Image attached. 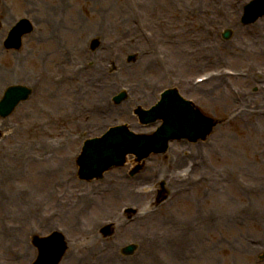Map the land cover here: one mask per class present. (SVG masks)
Masks as SVG:
<instances>
[{
  "label": "rangeland",
  "instance_id": "obj_1",
  "mask_svg": "<svg viewBox=\"0 0 264 264\" xmlns=\"http://www.w3.org/2000/svg\"><path fill=\"white\" fill-rule=\"evenodd\" d=\"M247 1L250 0H209L208 13L210 17L207 21L206 15L200 17L196 15V7L200 0H0V71L3 68L12 69L13 65L17 67V64H20L23 68V74L20 76L23 83H28L29 78L32 79L40 73L52 74L56 65L61 62L66 64L67 60H62L64 56H74L75 50L83 52L79 45L85 49V41L93 33L98 34L100 39L103 38L100 46L103 47V50H97V53H102L105 59L102 66H97L96 70L95 66L90 68L89 73L80 76L81 79L71 83L66 82L57 94L51 93L54 89H50L46 85L42 86L29 99L21 102L17 111L6 118H0V123L3 121L8 124V127L0 128L2 134L0 162L3 153L14 149L17 144L22 142L28 144L29 141L35 139H45L65 133L66 129L57 128L58 130H56L57 125L73 127L74 124H83L86 120H88L87 122L97 121L96 116L89 114H87V118L78 117L79 111L85 112V108L89 107L93 100L100 98L97 97L100 95V92L96 91L100 90L97 86L80 85L89 74L100 72V75L104 73L105 76L110 77V79H104L105 91L112 87L113 83L123 85L125 82L140 81L141 74L127 70L125 61L126 54L130 52L127 45L129 28L132 27L137 31L130 32L131 35H136L134 40L138 44L134 46L135 49L143 47L142 43H139L143 34L137 29L135 23L141 25L143 29L147 30L146 27L152 29L154 39L157 38L158 42L161 38L165 41L167 37L173 41L163 48V52L169 54L166 56L169 58L164 65L161 63L160 66L162 70L171 71L172 75L169 76V79H158V72L154 70L147 74V76H151V81L156 83L155 89L149 92L148 98L136 99L134 94L129 95L124 102L119 104L124 108V113H118L112 117L111 123L126 120L131 125H140L136 117L133 116L132 109L136 105H143L146 108L157 96L158 89L169 86V83L174 80L178 81V85L176 84L178 87H181L182 83L185 86L186 84L190 86L193 77L209 70L231 68L240 71L241 69L252 70L255 67L264 69V58L258 55L255 47V40H257L255 31L259 33L260 43L264 41V16L257 19L255 23L247 25L240 24L238 21L241 5ZM51 6L54 9L56 6L60 7L59 11L61 19H63L62 28L64 31L62 30L59 34V47L44 39L48 32L43 27L34 29L25 35L18 50L2 47L1 41L14 17L27 16L33 21L50 13ZM101 24L105 25L104 33L100 32ZM257 25L259 28L255 29ZM225 28L231 29V36L226 40L221 38V32ZM260 31L262 32L260 33ZM203 34L211 36L206 43L199 41L204 36ZM162 45L159 44L160 47H163ZM166 48H168L167 51ZM113 50H115L116 70L114 73H109V67L106 65L107 56L111 55ZM84 54L76 59L89 57V55L94 56V52ZM138 65L141 66L140 63ZM102 67H104L102 70H98ZM13 75L14 73L9 72L6 79H15ZM235 78L220 88L226 93L225 97L220 96L221 100L214 94L206 99L197 100L198 96L194 95V92L180 90L184 95L194 98L195 100H193L203 113L220 120V123L205 140L192 143L178 141L179 143H175L173 146L176 151L181 147L189 149L196 156V165L191 171L192 186L182 188L181 190L184 191L177 195L169 194L166 190V188L169 190V185L164 179H161L159 186L156 187V179L152 177V174L156 173L154 169H148V174L152 179L143 180V184H146L145 186L149 189L147 195L142 197V201L145 200L144 203L147 207L155 209L166 203L164 211L183 221L196 217L198 213L202 214L204 210L210 214V217L212 213L217 216V220L209 228L208 233H205L206 245L203 246V253L192 259H186L182 264H264V213L256 217L251 212L249 215H243L242 219L238 221L233 220V214L238 210L245 213L254 208L259 213L264 209V118L261 121L253 119L243 112L232 117V114L238 113L237 91L256 93L261 85L258 82L250 84L248 79L238 76ZM246 83L249 85L248 88L244 86ZM1 84L0 81V86ZM70 84L72 87L74 86L75 93L68 95L63 91L69 88ZM105 91L102 93L104 97L109 94L110 88ZM226 100L230 102L228 103ZM233 100H235L234 103ZM134 101H137L136 105H134ZM258 103L259 101L255 99L254 104ZM88 132L90 133V130ZM95 134L94 132L93 135ZM84 135L75 140L67 139L64 146H61L56 152V159L39 160L33 165L23 163L28 167L17 178H7L6 185L0 183L1 191L8 194L22 190L23 194L18 196L19 199L31 202L38 199L43 203L42 213H47L50 209L55 208V205H59L56 201H50V198L52 199L55 195L47 193L48 185L52 180H63L65 186H68L70 190V207L75 209L80 203L88 210L83 212V215L80 213L74 219L69 218L68 212H65L66 209L62 210L60 212H64L67 217L61 214L58 220L51 223L50 229L54 225L65 226L69 232L68 236L90 238L88 241L91 246L96 243L102 244L104 240L109 242L113 236L120 232L122 235L119 239H114L116 243L110 247L109 253L112 255L110 260L113 261L119 257L126 261V264H136L131 261L137 256L138 248L132 255L121 254L120 248L130 242L138 243L137 238L143 232H138L135 234L136 238H133L128 232L122 230L124 222L120 220L114 227L113 235L106 239H102L98 235L93 237L94 235L91 234L95 229L94 226L105 221L104 219H107L112 212L117 213L120 205L125 202L120 193L113 192L111 195L109 192L105 193L104 191L109 185L103 180L108 174L113 175L117 172H120L121 178L125 176L124 180L131 179L135 173H142L144 165L148 166L151 163L157 165L158 161L160 165H164L162 161L166 159L167 155L152 153L148 156L149 158L147 157V160L145 159V164L137 162L132 166L127 164L126 158L122 167L111 168L100 179L81 180L77 176L75 160L80 151L81 142L85 138ZM67 155L70 156V161L65 159ZM194 159H188L191 161V167ZM59 164L63 165L65 170L63 174L67 178L63 177L62 172L46 176V173H50V169L58 168ZM185 166L190 170V166ZM161 182L164 183L163 188ZM98 186L99 192L96 191L101 195L97 199V193L95 194L89 189ZM125 189L124 193L127 197V194L136 190V187L127 186ZM161 189H164V192H162V196H159ZM84 193L93 196L96 201V204L91 208L86 205L85 198L81 199V195ZM2 199L3 196L0 195V200ZM10 200L13 202L11 197ZM144 203L143 206L135 209L134 213H130L126 217V221L131 222V217L142 211ZM11 209L16 210V207L12 204L3 205L0 202V217L3 212ZM78 222L81 226L74 228L72 224ZM131 223H128V226ZM88 226L92 227L88 229ZM29 227L32 226L26 225L21 233L23 240H13L8 243L5 241V244L1 242L0 264H30V255L25 259L24 256L20 259L16 258L19 253L28 254V242L29 240L31 242V234H29L30 230L26 229ZM137 229L138 231L143 230L140 227ZM129 230H132V226ZM71 249L80 252L79 250L86 248L85 246L80 249L70 247L67 252L69 253ZM62 264L66 263L63 261Z\"/></svg>",
  "mask_w": 264,
  "mask_h": 264
},
{
  "label": "bare ground",
  "instance_id": "obj_2",
  "mask_svg": "<svg viewBox=\"0 0 264 264\" xmlns=\"http://www.w3.org/2000/svg\"><path fill=\"white\" fill-rule=\"evenodd\" d=\"M197 7V16H202L206 14L209 16L208 13V4L209 0H200L198 2ZM60 10V7L56 9L57 12H52L51 14H47L46 18L44 19V23L42 22L43 26L46 27L47 25L53 29V31L50 34V37H48V40L55 41L58 43V40L55 39L56 33H59L62 28V18L61 14L58 12ZM59 14V15H58ZM104 25V24H101ZM101 31H104L103 28H100ZM130 32L127 31V34ZM212 34V33H211ZM256 38L255 40V47L260 49L261 57L264 58V41L262 44L259 41V33L255 31ZM200 38V42L206 43L209 41V38L211 37L209 34H203ZM133 36V35H132ZM47 40V41H48ZM103 47H101L102 49ZM101 51V50H100ZM214 52V51H213ZM100 55H98L99 57ZM218 61V60H217ZM141 64L148 68L151 66V62L147 59H144L141 61ZM17 68V69H16ZM9 72H14V74L19 75L23 74V68L20 64H17V67L13 65L12 69H5L0 71V78H8ZM16 77L15 82L19 80V77ZM101 76L92 74L86 77L83 82L80 85H91L98 88H103V80H99ZM235 78V77H234ZM234 78H227L224 76L215 77L213 81H210L208 83L200 85L201 87H195L194 89L191 88H185L187 92H194V95L198 96L196 97L197 100L206 99L212 94L220 99V96H226V93L222 91L220 88H222L223 85H225L229 80H233ZM104 79H110L109 76L106 75ZM237 79V78H235ZM250 84H254L257 82H263L260 80H254L249 79ZM247 82V81H246ZM246 88H248V83L244 84ZM154 86L147 84L146 82H141V87L139 89V98L140 97H148L149 92L153 89ZM51 88V87H49ZM101 91V90H96ZM66 93L68 95L74 94L75 91L72 87L66 89ZM243 97L240 99L238 98V113L232 114V117L237 116L239 113H245L246 115H249L253 119L257 120H263L264 118V91H259L257 93H250L249 91L243 92ZM258 100L259 103L257 105L254 104V101ZM221 100V99H220ZM240 100V101H239ZM228 103L229 100H226ZM235 100H233V103ZM124 111L123 107H114L112 108H106L103 107L102 110L95 112L93 114L96 115L95 125L98 126L94 132L97 131L98 134H100L101 130L106 128L109 124L108 122L112 117H114L116 114L121 113ZM81 112V111H80ZM82 116H84L83 113H81ZM264 123V122H263ZM140 125L133 124L132 129L134 131H140L142 130L148 131L151 129L153 124L147 125L145 128H139ZM7 127L5 123H0V128ZM59 127V125L57 126ZM70 133H74L75 131L73 129L69 130ZM70 138H73V135H70ZM77 139V138H75ZM74 139V140H75ZM176 142H171V146L167 150V158L164 159V165H160V162H157V165H154L151 163L150 165H144V169L142 173H139L138 175H135L134 182L133 180H124L120 176V172H117L116 174L110 175L108 174L104 181L109 185L107 187V191H109V195L113 194V192L120 193L121 195H124V192L126 191L127 186H135L138 188L140 185L142 186L143 180L146 179H152L151 176L148 174V169H154L156 170V173L152 174V177L156 179L155 185H159V181L161 179H165L168 181L167 185H169L170 188V194L177 195L179 193H182L184 190H181L184 187H188L191 185L189 182L188 177L183 176L180 177L175 172V167L180 163H186L188 162L187 158H195V154L193 152L188 153L186 156L181 155L176 151L173 146ZM61 146H64V143L62 145L58 144H51L48 142H36L35 144H32L29 147L24 148H15L11 150H7L3 153L2 161L0 162V183L2 184L3 179L10 178L15 179L18 175H20L23 171L22 165L23 163H32L37 162L39 160H50V159H56L57 155L56 152L58 149L61 148ZM73 147V146H72ZM67 161H70L71 158L69 155L65 158ZM129 166H132L134 163L133 156H128ZM1 160V159H0ZM165 166V167H164ZM50 173H46V176H50L52 173L56 172H62L63 177L67 178L65 174H63L64 167L63 165L59 164L58 168H52L49 170ZM48 171V172H49ZM69 173V172H68ZM137 174V173H135ZM4 184H6V180L4 181ZM43 186V185H41ZM102 186V185H101ZM140 186V187H141ZM139 187V188H140ZM118 188V190H115ZM48 191L55 195L52 199L50 198V201H56L59 205H55L59 211L62 212L66 209L65 212H68V216L71 219H74L77 215L80 213L85 212L87 207L81 205L80 203L77 204L76 208L70 207V198L71 195L69 194L70 190L68 189V186H65L63 180L57 181L52 180L51 183L48 185ZM147 189V188H145ZM99 192V186L93 187L89 189V191L93 193ZM22 190H18L17 192H10L5 193L2 203L4 204H13L16 207V210L19 212V216H22L23 214L25 217V223L28 224L30 222L35 223L39 228L42 229V231L48 230L50 227L49 222L51 218L43 217L41 213V201L38 200L37 202H30L28 203L27 200H21L19 199V195L22 196L23 192ZM87 192V191H86ZM56 193V194H55ZM26 194V193H24ZM101 194L97 193V199L99 198ZM66 196V197H65ZM142 196H145V194H142L141 191H133L130 194H127V197H125V200L127 199V204L131 205V207L138 206L139 202L141 201ZM253 196V195H251ZM11 197L13 199V202L8 199ZM104 197V196H103ZM86 202V200H85ZM96 204V201L93 202V206ZM164 205L166 203L159 205L158 208H153L151 210H147L146 212H143L141 214L136 215V218L134 219L133 223L130 224L132 226V230L130 231V226L123 225L122 230L126 231L132 236L133 238H136L135 234H138V232H143V234H140L137 245V256L132 258L131 263L135 262L136 264H182L183 261L190 258L202 254L203 246H205V238L204 236L208 233L209 228L214 224V222L217 220L216 214L213 215V213L208 214L206 210L202 211V214L198 213L196 217L191 218L188 221L178 220L176 217L168 215L166 211H164ZM27 212V213H25ZM60 212V213H61ZM251 212L254 213V215L257 217L258 215L264 213V209L257 213L255 209L248 210L247 212L243 213V211H238L235 216H233L234 221H238L242 219V216L247 214L249 215ZM57 215L56 218H54V221L58 220L61 216H66L65 213H61ZM7 218L9 219H15L12 221L14 224H7L5 222L2 223L1 229H0V238H3L6 241H13V240H21V232L24 231V228L22 224H17L16 219V211L11 210L6 214ZM67 217V216H66ZM78 218V217H77ZM53 221V222H54ZM79 224V222L77 223ZM75 225V224H73ZM137 227H140L141 231H138ZM35 232H40L36 230ZM206 233V234H205ZM42 234V233H41ZM120 232L113 236L109 242L103 241L102 244L96 243L91 246V243L89 241L83 240V243L85 245V250H79L80 252L70 251L69 254L63 257V260L65 258L66 264L67 263H77V264H126V261H123L119 257H116L115 260H110L112 255L109 253L110 247L114 245L115 240L119 239ZM81 243V242H80ZM84 246H81L80 244L74 246V248L80 249ZM208 248V247H206ZM4 251V247H3ZM30 252V249H28V254ZM110 260V261H109Z\"/></svg>",
  "mask_w": 264,
  "mask_h": 264
},
{
  "label": "water",
  "instance_id": "obj_3",
  "mask_svg": "<svg viewBox=\"0 0 264 264\" xmlns=\"http://www.w3.org/2000/svg\"><path fill=\"white\" fill-rule=\"evenodd\" d=\"M256 7H258V10L255 12V16L264 13V5H257ZM167 109H160L158 108V112L159 115H162V113H164L165 115H169V112L166 111ZM165 111V112H164ZM190 115L192 116V122L195 125H191L188 124L186 122H184L183 124L181 123L180 125H175V128L177 130V133L179 136H183V135H187L192 137V139H195L197 137L198 134H194V132H196L197 129H200V131L202 132V134L198 135L201 137H204L206 134H208L212 128V126L215 124L214 122H212L211 120H209L206 117H203L197 110H189ZM198 126H202V130L200 127ZM187 127H189L190 129H188ZM195 137V138H194ZM139 139H143L145 141V143H147V147L146 150L143 153H140V157H144L146 156L150 151L152 150H157L159 149L160 145L162 146L161 148H165L166 145V140L164 139H156L153 137V139L149 140L146 137H140ZM130 148H128L127 150H129ZM123 152L124 151H120L117 154L113 153V157H118V160L116 163H119L122 161V156H123ZM83 154L84 151L82 152L81 157L79 158V163H80V175L81 176H86L85 174H87L88 176L86 177H90V176H94V175H99L101 174V172L108 168L109 166V162H100V166H97L96 168L92 169V170H87V163L83 160ZM92 159H96L95 155H90ZM101 159V156H99V159ZM58 242L60 244V247L58 249H56L54 256H53V262H52V257L49 260V264H57L59 258L61 257L63 251H64V244L62 241V238L60 236L57 235H51L48 238L42 239L39 242H37V244L39 245V257L37 259V261L35 262V264H40L41 262L40 259L42 257V253H45L47 246L53 245L55 242ZM52 248V247H51Z\"/></svg>",
  "mask_w": 264,
  "mask_h": 264
}]
</instances>
